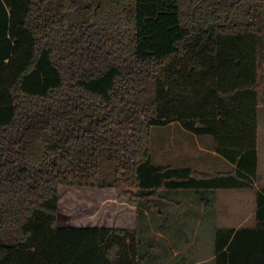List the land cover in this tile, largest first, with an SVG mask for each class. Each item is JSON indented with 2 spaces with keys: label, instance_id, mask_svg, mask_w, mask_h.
<instances>
[{
  "label": "trees",
  "instance_id": "trees-1",
  "mask_svg": "<svg viewBox=\"0 0 264 264\" xmlns=\"http://www.w3.org/2000/svg\"><path fill=\"white\" fill-rule=\"evenodd\" d=\"M259 107L264 0H0V264H158L135 229L59 225L60 186L141 217L163 189L252 188L254 224L216 227L214 260L264 264ZM173 121L231 168L154 163L150 129Z\"/></svg>",
  "mask_w": 264,
  "mask_h": 264
},
{
  "label": "rangeland",
  "instance_id": "rangeland-1",
  "mask_svg": "<svg viewBox=\"0 0 264 264\" xmlns=\"http://www.w3.org/2000/svg\"><path fill=\"white\" fill-rule=\"evenodd\" d=\"M262 110L264 107L259 110L257 119L256 183L259 187H264ZM149 145L152 160L157 164L191 166L209 172L231 168L229 161L213 151L211 136L199 137L184 130L176 121L151 127ZM203 192L211 194L209 201L200 197ZM137 201L130 195L119 196L113 188L60 186L57 222L64 226L135 229L145 248L152 243L151 251L158 264H212L210 258L214 254L215 228L253 225L256 205L255 190L252 188L198 192L163 189L162 198L156 201L158 209L166 212L160 216L150 211L139 216Z\"/></svg>",
  "mask_w": 264,
  "mask_h": 264
},
{
  "label": "crops",
  "instance_id": "crops-1",
  "mask_svg": "<svg viewBox=\"0 0 264 264\" xmlns=\"http://www.w3.org/2000/svg\"><path fill=\"white\" fill-rule=\"evenodd\" d=\"M260 109H262V107H259L258 108V112H260L259 110ZM264 110H262L261 112L264 114V112H263ZM261 113V114H262ZM257 119H258V114H257ZM202 137H205V136H202ZM257 146H258V139H257ZM257 149H258V147H257ZM214 151V150H213ZM215 152V151H214ZM216 153V152H215ZM216 155H218L217 153H216ZM219 156V155H218ZM220 158H222L221 156H219ZM223 160H225L224 158H222ZM226 161V160H225ZM207 172H209V171H207ZM257 174H258V150H257ZM258 176V175H257ZM256 176V177H257ZM255 186H257V189H261V188H264V187H262V186H258V184L256 183V179H255ZM255 210H256V205H255ZM255 210H254V212H255ZM253 224H254V221H253ZM251 226V225H250ZM238 227H240V226H235V228H238ZM214 257H215V254H213L212 256H211V258L210 259H212V264H215V260H214ZM188 264H190V263H188Z\"/></svg>",
  "mask_w": 264,
  "mask_h": 264
}]
</instances>
